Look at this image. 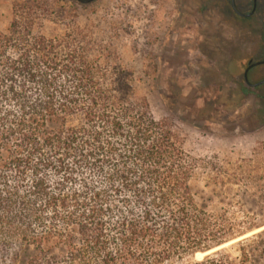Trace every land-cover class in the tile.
I'll return each instance as SVG.
<instances>
[{"label":"trees","instance_id":"16d2710c","mask_svg":"<svg viewBox=\"0 0 264 264\" xmlns=\"http://www.w3.org/2000/svg\"><path fill=\"white\" fill-rule=\"evenodd\" d=\"M19 7L0 32V264H262V227L199 206L213 172L113 42L74 11L47 37L42 10Z\"/></svg>","mask_w":264,"mask_h":264},{"label":"rangeland","instance_id":"374dc122","mask_svg":"<svg viewBox=\"0 0 264 264\" xmlns=\"http://www.w3.org/2000/svg\"><path fill=\"white\" fill-rule=\"evenodd\" d=\"M236 1L250 11L252 0ZM30 3L42 10L36 30L47 37H62L74 11L81 26L112 41L156 119L170 121L213 172L194 182L199 206L228 208L264 230V83L251 87L244 79L249 62L264 60V0L249 23L231 14L227 0H0V32L8 33L15 9ZM248 77L264 80V63Z\"/></svg>","mask_w":264,"mask_h":264},{"label":"flooded vegetation","instance_id":"af4514ba","mask_svg":"<svg viewBox=\"0 0 264 264\" xmlns=\"http://www.w3.org/2000/svg\"><path fill=\"white\" fill-rule=\"evenodd\" d=\"M235 3H236V6H237V8H238V11L240 12V14H237L235 11H234V9H233V6H232V0H227V4H228V6H229V9H230V11H231V14L232 15H234V16H236L238 19L239 18H242L243 20H245L247 23H249V22H252L253 20H255V17L257 16V12H258V8H259V0H257L256 1V7H255V5H254V0H252V5H251V9H250V11L249 12H247V13H244V12H242L241 10H240V8H239V6H238V4H237V1L235 0ZM255 8V9H254ZM263 19H264V15H263ZM260 35H259V37H260V39L261 40H264V20H263V24H262V26L260 27ZM261 61H263V60H261ZM250 63H252V62H249V64ZM249 64H248V66H249ZM247 66V67H248ZM246 67V68H247ZM254 68V67H253ZM246 70V69H245ZM252 69H250V71H251ZM249 71V72H250ZM245 72V71H244ZM248 76H249V73H248ZM250 81V80H249ZM259 82H261V81H259ZM259 82H256V83H251V87H256V86H258V85H256L257 83H259ZM248 84V83H247ZM261 85V84H260Z\"/></svg>","mask_w":264,"mask_h":264},{"label":"water","instance_id":"95a60500","mask_svg":"<svg viewBox=\"0 0 264 264\" xmlns=\"http://www.w3.org/2000/svg\"><path fill=\"white\" fill-rule=\"evenodd\" d=\"M74 1H76L77 3H79L81 5H89V4H92V3L96 2L97 0H74ZM256 1L257 0H254L255 7H256ZM232 6H233L234 11L237 14H240V12L238 11V8L236 6L235 0H232ZM263 63H264V60L263 61L253 62V63L249 64V66L246 68V70L244 72V79H245L246 83L251 85V83L249 81V77H248V73H249L250 69H252L253 67H256V66H258L260 64H263ZM263 83H264V80H262L261 82L257 83L256 85H260V84H263ZM209 253H211V252L205 253L204 256L208 255Z\"/></svg>","mask_w":264,"mask_h":264},{"label":"bare ground","instance_id":"6f19581e","mask_svg":"<svg viewBox=\"0 0 264 264\" xmlns=\"http://www.w3.org/2000/svg\"><path fill=\"white\" fill-rule=\"evenodd\" d=\"M198 256H200V258H203L204 254L199 253Z\"/></svg>","mask_w":264,"mask_h":264}]
</instances>
